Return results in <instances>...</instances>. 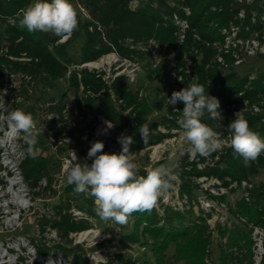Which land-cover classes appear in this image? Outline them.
I'll return each instance as SVG.
<instances>
[{"label":"trees","instance_id":"trees-1","mask_svg":"<svg viewBox=\"0 0 264 264\" xmlns=\"http://www.w3.org/2000/svg\"><path fill=\"white\" fill-rule=\"evenodd\" d=\"M71 1L79 5V26L70 38L61 41L53 33H30L19 27L20 10L32 0H0V78L7 71H21L35 80L42 75L53 81L68 78L70 89L75 91L79 113L91 117L90 137L96 136L97 125L102 120L111 121L120 132L117 138L122 133L133 138L130 150L138 155L175 137L177 134L173 131L182 130L177 119L184 106L169 105L167 114L149 125L151 134L144 144L138 130L151 113L146 99L138 90H133L126 73L107 77V71L89 68L86 64L110 53H117L121 60L135 61L141 53L137 45L153 41L159 48L174 54L176 70L183 76L181 89L196 79V83L204 86L205 93L215 96L223 105L221 117L211 119L206 112L203 123L227 141L231 135L228 124L236 112L242 111L250 128L264 138V114L253 110L254 105L264 108V68H258L254 74L237 72L234 67L242 58L240 49L233 43L228 44L227 39L234 34L233 41L247 39L257 33V38L264 43V0H148L138 6H133L136 0ZM81 7L88 16H84ZM175 15L187 20L184 31ZM77 42H81L80 49L73 53L71 48ZM22 57L30 60H20ZM188 62L191 63L189 68L186 67ZM66 107L61 99L50 102L47 111L63 115ZM10 109H18L17 104ZM117 138L113 141L119 153L122 145ZM263 168L264 154L245 167L242 158L235 156L228 146L207 157L196 155L191 159L186 153L173 170L175 179L172 181L179 199L185 200L184 208L162 202V212L157 206L151 211L134 212V231L124 238L133 242H140L138 234L145 238L142 243L151 247L155 259L144 260L143 264H167L166 252L171 244L176 245V257L184 264H208L206 259L212 245L208 221L216 209L203 207L196 196V190L201 189L199 179L206 177L215 181L213 184L219 191L215 194L206 190L208 196L225 206L239 221L233 229L219 228L221 235L227 236L226 247L221 250V264H253V230L258 225L264 228V180L247 188L249 198L244 195L234 205L226 202L225 192L243 188V181L251 182L250 177ZM22 170L36 195L51 189L46 160L27 154ZM139 174L146 175V171L139 170ZM45 177L47 185L42 186ZM222 189L226 191L222 193ZM243 190L246 192V188ZM81 194L89 213L93 214L94 198ZM196 204L200 212L195 211ZM72 208V202L68 201L56 205L49 213L40 214L39 231L56 230L62 240L71 243V233L92 227L88 220L76 218ZM32 242L37 245L38 253L51 255V247L39 246L36 240ZM55 245L65 257H72L73 264L89 263L79 252L82 249L79 244L69 247L59 242ZM261 264H264V255Z\"/></svg>","mask_w":264,"mask_h":264},{"label":"rangeland","instance_id":"rangeland-1","mask_svg":"<svg viewBox=\"0 0 264 264\" xmlns=\"http://www.w3.org/2000/svg\"><path fill=\"white\" fill-rule=\"evenodd\" d=\"M147 1L136 0L133 6L144 4ZM71 3L77 11L79 8L77 2L71 1ZM256 38L257 33H254L249 40L253 42L256 41ZM247 42L249 43V41ZM80 46L81 42L75 43L71 48V52H78ZM137 47L141 50V53L135 61L121 60L117 53H110L97 61V65L91 68L107 71V77L115 76L117 72L120 74L126 73L130 77L133 90H138L149 105L151 113L146 123L150 125L167 114L172 92L180 90L177 89L174 80L176 61L174 54L159 48L153 41L139 43ZM261 47L262 50L255 54H250L245 49L240 50L242 60L236 63L234 69L245 75L248 73L254 74L260 67L264 68V44ZM249 49L251 50L252 46ZM192 83H196V79ZM19 97L20 99L16 103L18 109L31 113L34 121L42 124L43 131L39 132L36 148L38 156L49 164V174L52 182L51 189L44 191L42 195L38 196L33 190L31 191L33 204L30 210L22 216L24 219L23 226L13 231L15 236L21 235L30 239L31 244L33 240H36L39 246L46 244L51 247V255H40L38 256L39 261L33 263L34 248L29 245L21 253L24 256L23 264H73L72 257H65L55 247V244L59 242L69 247L79 244L82 248L79 252L82 257L89 260L88 264H143L144 260L154 261L155 256L151 247L143 245L142 242L145 238L141 234H138L140 242H133L124 238L125 235L134 231L136 217L133 214L128 218L127 223L119 224L111 220H102L97 215L95 207L92 210L93 214L89 213L87 202L82 194L75 192L74 186L67 183V171L62 172L65 159L70 156L71 151L76 149L81 156L86 158L93 141H102L105 145V152L117 153L113 140L117 138L120 132L114 128L105 132V121L107 120H102L97 125L96 136L90 137L89 122L91 117L79 113L74 98L75 91L70 89L68 78L53 81L42 75L36 80L31 91L26 87L22 88ZM61 99L67 106L63 115L47 111L50 102ZM175 106H184V104L183 102H177ZM222 110H224V107L220 103L218 111L221 112ZM261 113L264 114V108ZM161 129L165 131L163 127ZM173 132L177 134L175 137L135 155V163H137L139 170L163 165L174 175L173 170L181 164L189 144L184 139L182 130ZM58 141L60 143L57 145ZM71 141L74 143L72 144ZM23 142H25L24 139ZM88 163L90 164L91 160H88ZM250 180L253 184H258L264 180V168L257 175H252ZM199 182H201V189L196 190L198 200L204 199L216 209L212 218L208 221L212 229V245L209 248L206 262L208 264H221V250L226 247L227 236H222L219 228L233 229L239 221L227 211L225 206L219 204L215 199H211L206 193V190L217 191L213 184L214 180L199 179ZM225 193L227 195L226 202L230 205H234L245 195L243 188H239L235 192L226 191ZM168 194H171V199H177V191L175 187H171L156 205L160 212L163 211L161 203ZM68 201L72 202V206L76 210L83 212V215H79V219L88 220L92 224L89 229L71 233V243L62 240L55 230L56 234L51 233L53 229L50 232L41 233L38 225L40 214L49 213L50 210L55 209L56 205ZM199 208L200 206L196 204L195 211L200 212ZM89 231L91 233L86 234ZM47 232L48 234H46ZM98 244H101V246L97 247ZM18 246L19 244L15 242L14 247L18 249ZM35 247L37 248V245ZM166 254L167 264H184V261L178 260L176 257L175 244L169 246ZM16 256L18 254L15 253ZM82 264L86 263L83 262Z\"/></svg>","mask_w":264,"mask_h":264},{"label":"clouds","instance_id":"clouds-1","mask_svg":"<svg viewBox=\"0 0 264 264\" xmlns=\"http://www.w3.org/2000/svg\"><path fill=\"white\" fill-rule=\"evenodd\" d=\"M19 16V27L26 28L28 32H50L64 40L70 38L79 26L78 14L71 0H32L20 10ZM177 102L184 104L177 123L189 144L187 154L190 157H207L228 146L248 167L264 154V138L250 128L242 111L236 112L228 124L231 135L227 141L202 122L206 112L211 119L221 117L218 111L220 101L205 93L203 85L191 83L173 91L169 104ZM0 118L6 119L14 132L23 133L27 154L35 158L38 155L39 130L32 114L10 109L3 101L0 102ZM105 125V132L115 126L111 121H105ZM138 131L143 143L147 144L151 134L149 124L142 123ZM117 139L122 145L119 153L105 152V145L99 140L91 143L83 162L73 151V164L66 172V180L74 186L75 192L94 198L95 211L102 220L125 224L134 212L151 211L172 187L175 176L163 165L145 169L146 175H140L135 154L130 150L133 138L122 133Z\"/></svg>","mask_w":264,"mask_h":264},{"label":"built area","instance_id":"built-area-1","mask_svg":"<svg viewBox=\"0 0 264 264\" xmlns=\"http://www.w3.org/2000/svg\"><path fill=\"white\" fill-rule=\"evenodd\" d=\"M179 1V0H172ZM81 10L84 13V16H88L87 11L81 7ZM187 13L190 11L187 9ZM176 21L181 25L182 31L185 30L188 26L187 20H180L177 15L174 16ZM235 34L233 38L228 37V44L233 43L235 47H238L240 50L245 49L246 52L250 54H255L262 50V43L258 38L256 41L250 42V38L247 39H236ZM184 38V35H181V39ZM61 41H64L62 39ZM249 41V43L247 42ZM252 46V49L249 48ZM116 54V53H115ZM20 60H30V58L22 57ZM221 61L222 58L219 57ZM242 59L236 61L239 63ZM87 63L86 65H89ZM191 65L190 62L186 65L189 68ZM89 67V66H87ZM93 66H90L91 68ZM180 70L174 72V80L176 82L177 89H180V86L183 85V76L179 74ZM117 74H120L117 72ZM116 74V75H117ZM182 79V80H181ZM36 80L30 74L24 72H14L7 71L6 74L0 78V102L5 100L9 108L13 104H16L20 97L21 89L26 87L30 91L33 89L34 83ZM5 99H4V98ZM264 105V102H262ZM263 108L260 105H254L253 110L256 112H261ZM6 115V114H4ZM108 121V120H107ZM36 127L39 132L43 131L42 124L36 122ZM72 144L74 143L71 141ZM60 142H57V145ZM26 143L23 142V133H16L12 130L9 125V122L6 119L0 118V264H23L24 256L21 254L23 249L31 245L34 248V257L32 258L33 263L39 261L38 256L42 255L38 253L35 244H31V240L25 238L24 236H15L13 231L23 226V215L25 212L30 210L33 202L31 191L32 188L29 185V182L26 180L24 172L22 170V162L27 157ZM73 151L76 153L79 161H85V157L81 156L78 150L73 149L70 153V156L65 159L63 164L62 172H66L73 164ZM196 157V156H195ZM195 157L191 159H195ZM88 163V160H87ZM206 179V177L200 178ZM42 186L47 185V180H42ZM253 183L249 181H243V188H246L245 195L249 198V192L247 188H253ZM226 189H222L221 192H225ZM177 191V190H176ZM215 194H218L219 191H213ZM171 194L167 195L163 199V202L166 204H171L175 208H184L185 200L171 199ZM203 207L209 208L212 205L209 202H206L204 199H200ZM71 211L76 218H79V215H83L82 211L72 208ZM46 231L50 232L51 229L48 228ZM45 231V232H46ZM56 231V230H55ZM54 230L51 233L56 234ZM44 232V233H45ZM48 232L46 234H48ZM253 264H261L263 255H264V228L261 226H255L253 230ZM15 242L19 244L18 249L14 247ZM17 251V252H15ZM15 253L18 256L15 257ZM20 253V254H19ZM32 253V252H31ZM43 256V255H42ZM45 263V261H43Z\"/></svg>","mask_w":264,"mask_h":264},{"label":"bare ground","instance_id":"bare-ground-1","mask_svg":"<svg viewBox=\"0 0 264 264\" xmlns=\"http://www.w3.org/2000/svg\"><path fill=\"white\" fill-rule=\"evenodd\" d=\"M105 62V61H104ZM89 65H91V66H96L97 64H96V62H92V63H90ZM89 233H91V231H89L88 233H86V234H89ZM86 234H83V235H86Z\"/></svg>","mask_w":264,"mask_h":264},{"label":"crops","instance_id":"crops-1","mask_svg":"<svg viewBox=\"0 0 264 264\" xmlns=\"http://www.w3.org/2000/svg\"><path fill=\"white\" fill-rule=\"evenodd\" d=\"M39 154H40V153H39ZM44 179H45V180H47V178H46V177H45V178H43V180H44Z\"/></svg>","mask_w":264,"mask_h":264},{"label":"water","instance_id":"water-1","mask_svg":"<svg viewBox=\"0 0 264 264\" xmlns=\"http://www.w3.org/2000/svg\"><path fill=\"white\" fill-rule=\"evenodd\" d=\"M86 66H89L90 67V65H86Z\"/></svg>","mask_w":264,"mask_h":264}]
</instances>
